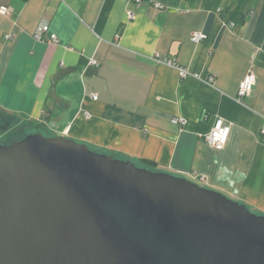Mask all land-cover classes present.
I'll list each match as a JSON object with an SVG mask.
<instances>
[{
	"label": "crops",
	"instance_id": "1",
	"mask_svg": "<svg viewBox=\"0 0 264 264\" xmlns=\"http://www.w3.org/2000/svg\"><path fill=\"white\" fill-rule=\"evenodd\" d=\"M0 5L11 12L0 16V115L184 176L264 214V0ZM41 24L50 26L43 40ZM50 33L59 41H47ZM196 33L205 37L194 41ZM249 72L256 84L239 98ZM219 118L231 125L222 149L206 140Z\"/></svg>",
	"mask_w": 264,
	"mask_h": 264
},
{
	"label": "water",
	"instance_id": "2",
	"mask_svg": "<svg viewBox=\"0 0 264 264\" xmlns=\"http://www.w3.org/2000/svg\"><path fill=\"white\" fill-rule=\"evenodd\" d=\"M0 264H264V214L35 131L0 139Z\"/></svg>",
	"mask_w": 264,
	"mask_h": 264
},
{
	"label": "built area",
	"instance_id": "3",
	"mask_svg": "<svg viewBox=\"0 0 264 264\" xmlns=\"http://www.w3.org/2000/svg\"><path fill=\"white\" fill-rule=\"evenodd\" d=\"M135 1L141 2L142 0H135ZM157 6H159V4H157ZM10 13H11L10 8L8 6L0 5V16L8 15ZM129 16L133 17L134 14L130 12ZM49 31H50V26L48 24H41L37 29L36 38L39 40H43V34ZM204 37H205L204 34L196 33L194 34L192 39L194 41H200ZM47 41L58 42L59 38L57 34L50 33L49 37H47ZM91 64L96 65L97 61L91 60ZM180 74L182 77H186L189 73L186 70L181 69ZM212 80H213V77H210L209 81H212ZM255 84H256V75L253 72H249L239 84V89H238L239 98H243V97L250 95L251 92L253 91ZM93 98L97 99L98 96L94 95ZM173 122L177 124H185L186 119L183 117H177L173 119ZM230 133H231V125L227 123L225 120L219 118L216 124L214 125L213 129L211 130V132L208 135H206V140L214 148L222 149L227 144L229 137H230ZM262 134L264 135V129L262 130Z\"/></svg>",
	"mask_w": 264,
	"mask_h": 264
},
{
	"label": "rangeland",
	"instance_id": "4",
	"mask_svg": "<svg viewBox=\"0 0 264 264\" xmlns=\"http://www.w3.org/2000/svg\"><path fill=\"white\" fill-rule=\"evenodd\" d=\"M0 121L4 124V131L1 132L0 137L4 142L9 139L16 138L20 134H28L35 130L31 127V124L24 119L10 118L0 115ZM46 135V134H45Z\"/></svg>",
	"mask_w": 264,
	"mask_h": 264
},
{
	"label": "trees",
	"instance_id": "5",
	"mask_svg": "<svg viewBox=\"0 0 264 264\" xmlns=\"http://www.w3.org/2000/svg\"><path fill=\"white\" fill-rule=\"evenodd\" d=\"M5 117H7V116H5ZM10 118H13V117H10ZM3 125H4V124L0 121L1 132H3V131L5 130ZM31 127L33 128V125H31ZM0 134H1V133H0ZM25 135H26L25 133H24V134H20L18 137H16V138H12V139H9L7 142H4V141L1 139V137H0V139H1V141L4 142V143H10V142H12V141H14V140H16V139H20V138L24 137ZM144 163L147 164L148 166H154V165H155L153 162H150V161H145Z\"/></svg>",
	"mask_w": 264,
	"mask_h": 264
}]
</instances>
